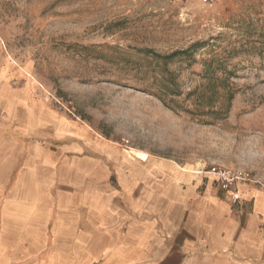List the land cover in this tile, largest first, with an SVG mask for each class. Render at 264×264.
<instances>
[{"label": "rangeland", "instance_id": "rangeland-1", "mask_svg": "<svg viewBox=\"0 0 264 264\" xmlns=\"http://www.w3.org/2000/svg\"><path fill=\"white\" fill-rule=\"evenodd\" d=\"M2 71L117 149L264 189V0H0Z\"/></svg>", "mask_w": 264, "mask_h": 264}, {"label": "crops", "instance_id": "crops-1", "mask_svg": "<svg viewBox=\"0 0 264 264\" xmlns=\"http://www.w3.org/2000/svg\"><path fill=\"white\" fill-rule=\"evenodd\" d=\"M1 79L0 264H264V189L241 182L232 202L213 175L117 149Z\"/></svg>", "mask_w": 264, "mask_h": 264}, {"label": "built area", "instance_id": "built-area-1", "mask_svg": "<svg viewBox=\"0 0 264 264\" xmlns=\"http://www.w3.org/2000/svg\"><path fill=\"white\" fill-rule=\"evenodd\" d=\"M208 173L213 175L217 186L226 192L232 202L239 200V184L252 180L249 172L233 167H212Z\"/></svg>", "mask_w": 264, "mask_h": 264}]
</instances>
